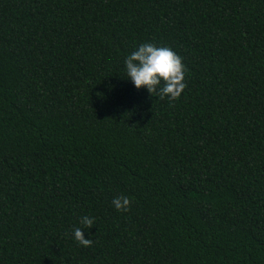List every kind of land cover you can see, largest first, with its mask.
Wrapping results in <instances>:
<instances>
[{
	"label": "trees",
	"instance_id": "1",
	"mask_svg": "<svg viewBox=\"0 0 264 264\" xmlns=\"http://www.w3.org/2000/svg\"><path fill=\"white\" fill-rule=\"evenodd\" d=\"M0 264H264V0H0Z\"/></svg>",
	"mask_w": 264,
	"mask_h": 264
},
{
	"label": "clouds",
	"instance_id": "2",
	"mask_svg": "<svg viewBox=\"0 0 264 264\" xmlns=\"http://www.w3.org/2000/svg\"><path fill=\"white\" fill-rule=\"evenodd\" d=\"M124 74L136 90H145L152 96L169 101L177 100L183 93L186 68L182 58L170 47L144 42L136 46L124 59ZM117 211H127L130 206L128 197L120 196L112 200ZM73 230V238L83 247H89L93 241L85 239L84 230L91 229L94 218L84 216Z\"/></svg>",
	"mask_w": 264,
	"mask_h": 264
}]
</instances>
